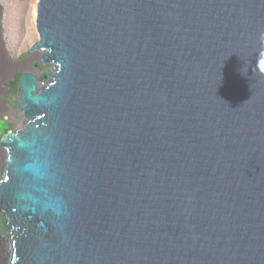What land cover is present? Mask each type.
I'll return each instance as SVG.
<instances>
[{
    "label": "water",
    "instance_id": "water-1",
    "mask_svg": "<svg viewBox=\"0 0 264 264\" xmlns=\"http://www.w3.org/2000/svg\"><path fill=\"white\" fill-rule=\"evenodd\" d=\"M38 31L9 264H264V0H40Z\"/></svg>",
    "mask_w": 264,
    "mask_h": 264
},
{
    "label": "rangeland",
    "instance_id": "rangeland-1",
    "mask_svg": "<svg viewBox=\"0 0 264 264\" xmlns=\"http://www.w3.org/2000/svg\"><path fill=\"white\" fill-rule=\"evenodd\" d=\"M38 2L39 0H0V36L3 46L12 62L21 64L25 59L30 60L29 67L31 70H35L34 65L39 62L29 52L32 46L40 39L36 28ZM38 64L41 65L40 63ZM42 66L45 68L49 67L47 65ZM27 71L22 67H18L9 77L8 85L0 87V102L2 100V102L6 103L10 112H19L17 108L19 96L16 91H11L10 82L16 76L27 73ZM10 112L0 114V118L6 116L12 124L11 126L14 127L16 120H10ZM4 120L6 119H0V137H2L3 128L1 122ZM21 122L22 124L26 122L25 117L22 116ZM6 154L0 146V181L5 171ZM0 217V243L6 249V246L10 245L9 231L1 214Z\"/></svg>",
    "mask_w": 264,
    "mask_h": 264
},
{
    "label": "bare ground",
    "instance_id": "bare-ground-1",
    "mask_svg": "<svg viewBox=\"0 0 264 264\" xmlns=\"http://www.w3.org/2000/svg\"><path fill=\"white\" fill-rule=\"evenodd\" d=\"M39 2H40V0H39ZM39 2H38V7H37V19H36L37 31H38V17H39ZM38 34H39V31H38ZM39 37H40V34H39ZM39 41H41V37H40ZM39 41H37V42H39ZM0 50H1L0 51V87L8 85L9 77L14 73L15 70H17L18 67H22L23 69L28 70L27 73H23V74L19 75L20 78L23 75H30V76L35 78V82L33 84L35 87V89L33 91V95H38V92H44L45 89L52 87L51 86L52 84H56L55 79L52 76H50V73L51 72H53V73L58 72L59 71V64H57L55 62H50L49 64H46L42 59V56L46 55V54H50L51 50H49V49L36 50L35 49L34 51H32L30 49L29 52L32 55H34V57L37 60H39L38 63L41 64V65H39L38 63L35 64L34 65V67L36 68L35 70L30 69V67H29L30 60H28V59H25L21 64H17V63L12 62V60L8 56L7 50L3 46L1 36H0ZM42 65H47L49 67L45 68ZM13 79H14V77H13ZM18 100H19V98H18ZM18 100H17V108H18L19 112H17V113L16 112L15 113L10 112L7 104L2 102V100L0 102V114L10 112V115H9V116H11L10 120H13V119L16 120V125L14 124V127H13V126H11L12 124L10 123V121H8V118L6 116L1 117V118L6 119V120L1 122L3 125L2 130L5 129L2 131V136L4 135V133H6L8 131H11L13 135H17L16 131L18 129H21L22 131L26 130V122L24 124H22V122H21L23 112L18 106ZM0 139H1V137H0ZM5 167H6V164H5ZM9 257H10V245L6 246V249H5V247H3V245L0 243V264H9Z\"/></svg>",
    "mask_w": 264,
    "mask_h": 264
},
{
    "label": "trees",
    "instance_id": "trees-1",
    "mask_svg": "<svg viewBox=\"0 0 264 264\" xmlns=\"http://www.w3.org/2000/svg\"><path fill=\"white\" fill-rule=\"evenodd\" d=\"M19 78H20L19 76H16V78L10 82L11 91L13 90V92H14V91L18 90V79ZM3 130H5V129H3Z\"/></svg>",
    "mask_w": 264,
    "mask_h": 264
}]
</instances>
